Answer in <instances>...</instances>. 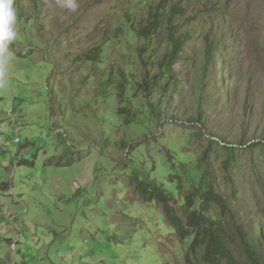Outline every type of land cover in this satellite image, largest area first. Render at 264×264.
Returning <instances> with one entry per match:
<instances>
[{
    "label": "rangeland",
    "instance_id": "rangeland-1",
    "mask_svg": "<svg viewBox=\"0 0 264 264\" xmlns=\"http://www.w3.org/2000/svg\"><path fill=\"white\" fill-rule=\"evenodd\" d=\"M77 2L15 0L0 85V264H207L139 183L166 193L184 223L211 186L231 212L206 211L223 240L258 238L264 0ZM226 146L237 169L223 166Z\"/></svg>",
    "mask_w": 264,
    "mask_h": 264
},
{
    "label": "trees",
    "instance_id": "trees-1",
    "mask_svg": "<svg viewBox=\"0 0 264 264\" xmlns=\"http://www.w3.org/2000/svg\"><path fill=\"white\" fill-rule=\"evenodd\" d=\"M178 9V8H177ZM180 13V10H177ZM154 25V24H153ZM172 35V39H173ZM187 36L186 34L176 37L172 42V51L168 55V61L177 58L180 48L185 42ZM208 48L206 50V55L209 56ZM253 148L255 143L249 145ZM237 148L232 146H226L223 148L224 161L223 166L226 170L237 169L238 168V157ZM260 186V185H259ZM137 191L145 202L155 201L161 205L165 222L172 228L179 240L184 241L188 237L193 236V241L190 245L191 253H195L196 249L199 247L204 248L202 254V260L207 264H237L238 257L241 258L246 264H264V259H262L263 252L261 250L262 243H260V238L263 240V228L259 226V237L255 238L254 234L246 240L242 232L236 239L235 247L229 246L225 242L219 233V228L216 226L214 220L209 221L206 216V211L208 210L210 204L215 205L221 212L222 215H231L228 210V205L225 199L218 193H216L211 186L207 187L202 194L199 209L189 211L187 215L186 222L184 223L182 219L177 215L173 206L170 205L169 196L164 193L159 187L151 184L139 183L137 185ZM264 196V195H263ZM194 200V195L189 194L185 197V203L187 206L192 205ZM200 210V211H198ZM264 216L262 217V220ZM236 251L238 257L236 256ZM264 258V256H263Z\"/></svg>",
    "mask_w": 264,
    "mask_h": 264
},
{
    "label": "clouds",
    "instance_id": "clouds-1",
    "mask_svg": "<svg viewBox=\"0 0 264 264\" xmlns=\"http://www.w3.org/2000/svg\"><path fill=\"white\" fill-rule=\"evenodd\" d=\"M60 7L70 11L78 8L77 0H57ZM15 0H0V85L4 83L6 65L11 60L9 45L17 38Z\"/></svg>",
    "mask_w": 264,
    "mask_h": 264
}]
</instances>
